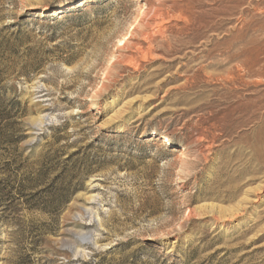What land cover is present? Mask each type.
<instances>
[{
	"label": "rangeland",
	"instance_id": "obj_1",
	"mask_svg": "<svg viewBox=\"0 0 264 264\" xmlns=\"http://www.w3.org/2000/svg\"><path fill=\"white\" fill-rule=\"evenodd\" d=\"M9 39L0 264H264V0H0Z\"/></svg>",
	"mask_w": 264,
	"mask_h": 264
},
{
	"label": "trees",
	"instance_id": "obj_2",
	"mask_svg": "<svg viewBox=\"0 0 264 264\" xmlns=\"http://www.w3.org/2000/svg\"><path fill=\"white\" fill-rule=\"evenodd\" d=\"M8 28V27H7ZM11 46H13V47H17V44L16 43H14V44H12L11 43V40L9 39V40H6V41H2V42H0V50L2 51V52H7V51H9L12 47ZM1 62V61H0ZM1 64L2 63H0V68H1ZM0 82H1V77H0ZM4 119H6V117H5V113L4 112H0V121H3ZM2 132H5V131H8V123L7 124H5V123H2ZM0 130V131H1ZM2 137V138H1ZM3 137L5 138L6 137V134H4V133H1L0 134V139H3Z\"/></svg>",
	"mask_w": 264,
	"mask_h": 264
},
{
	"label": "bare ground",
	"instance_id": "obj_3",
	"mask_svg": "<svg viewBox=\"0 0 264 264\" xmlns=\"http://www.w3.org/2000/svg\"><path fill=\"white\" fill-rule=\"evenodd\" d=\"M159 9V8H158ZM165 17V16H164ZM146 18V17H145ZM155 18V17H154ZM150 19V18H149ZM162 19V18H161ZM149 23V22H148ZM155 24V23H154ZM153 24V25H154ZM146 37V36H145ZM165 141L169 142V139H167V137H165ZM205 141V140H204ZM258 142V141H257ZM258 149V148H257ZM260 149V148H259ZM264 150V149H263ZM257 154V153H256ZM254 155V154H253ZM230 157V156H229ZM233 157V156H232ZM236 158V157H235ZM251 158V157H250ZM262 159V158H261ZM231 163V162H230ZM261 172V171H260ZM223 178V177H222ZM218 180V179H217ZM233 181V180H232ZM229 182V181H228ZM242 182V181H241ZM229 184V183H228ZM227 186V185H226ZM230 195V194H229Z\"/></svg>",
	"mask_w": 264,
	"mask_h": 264
}]
</instances>
